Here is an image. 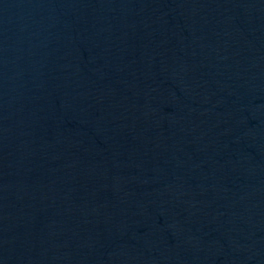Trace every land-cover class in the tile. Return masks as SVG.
I'll return each instance as SVG.
<instances>
[{
  "label": "water",
  "instance_id": "water-1",
  "mask_svg": "<svg viewBox=\"0 0 264 264\" xmlns=\"http://www.w3.org/2000/svg\"><path fill=\"white\" fill-rule=\"evenodd\" d=\"M0 264H264V0H0Z\"/></svg>",
  "mask_w": 264,
  "mask_h": 264
}]
</instances>
